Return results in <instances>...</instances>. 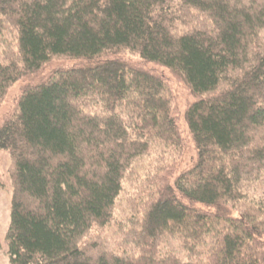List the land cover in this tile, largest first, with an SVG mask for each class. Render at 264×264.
I'll list each match as a JSON object with an SVG mask.
<instances>
[{"label":"trees","instance_id":"16d2710c","mask_svg":"<svg viewBox=\"0 0 264 264\" xmlns=\"http://www.w3.org/2000/svg\"><path fill=\"white\" fill-rule=\"evenodd\" d=\"M9 27L17 52L0 61V103L51 61L77 62L26 86L0 126L9 264H264V0H0V36ZM158 69L193 98L196 156L182 170ZM137 169L148 187L124 235L139 256L89 254L83 239L111 222ZM168 238L187 259L158 251Z\"/></svg>","mask_w":264,"mask_h":264},{"label":"rangeland","instance_id":"374dc122","mask_svg":"<svg viewBox=\"0 0 264 264\" xmlns=\"http://www.w3.org/2000/svg\"><path fill=\"white\" fill-rule=\"evenodd\" d=\"M6 31L7 32H5L3 36H0V61H4L6 56L9 57L11 54L13 55L17 52L16 31L13 30L12 27H9ZM76 64L77 62L73 60H54L37 74H27V76L14 83L8 89L3 101L0 103V126L15 112L17 100L26 86L36 85L56 76L58 70L70 68ZM160 71H162L164 79L168 82V88L171 91L174 105L177 108L178 122L184 141L181 161L179 163V170H182L184 167L188 166L196 156L194 143L189 135L184 119L185 109L193 98L187 87L177 76L169 73V71L167 72L158 69V73H160ZM168 150V152L172 151L169 148ZM164 160L169 161L167 154ZM12 168L13 165L10 153L7 150H0V264H9L7 232L10 225L11 200L13 195V180L11 177ZM137 172L138 174L135 176L132 175V177H128L126 180L124 193L117 201V209L114 212L111 222L105 225L102 229L94 228L83 239L81 244H83V248H86V250L89 251V254L98 255L104 251L103 246H106L111 253L127 252L131 255H135L132 257L139 256L136 254L137 250L134 249V245L128 243L124 235V230L128 229V227H125L127 224L125 220L131 216L130 208L132 205H136V197L142 194V191L146 189L145 187H148L144 186L146 185L144 184L146 182L143 181L146 176L145 170L137 169ZM159 246V252L168 253L171 252V250H174L184 259L188 258V255L183 249L181 250L180 243L176 238H168L167 241L166 239L162 240L159 242ZM92 247H97L98 249L95 251L92 250ZM150 249L151 248H149V250Z\"/></svg>","mask_w":264,"mask_h":264}]
</instances>
